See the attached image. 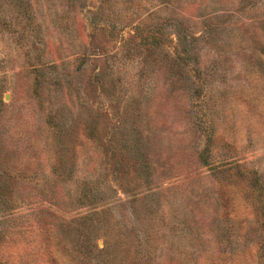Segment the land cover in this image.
I'll use <instances>...</instances> for the list:
<instances>
[{
	"label": "rangeland",
	"instance_id": "rangeland-1",
	"mask_svg": "<svg viewBox=\"0 0 264 264\" xmlns=\"http://www.w3.org/2000/svg\"><path fill=\"white\" fill-rule=\"evenodd\" d=\"M0 264H264V0H0Z\"/></svg>",
	"mask_w": 264,
	"mask_h": 264
},
{
	"label": "trees",
	"instance_id": "trees-1",
	"mask_svg": "<svg viewBox=\"0 0 264 264\" xmlns=\"http://www.w3.org/2000/svg\"><path fill=\"white\" fill-rule=\"evenodd\" d=\"M204 154H205V151L202 153V156H201L203 159H204Z\"/></svg>",
	"mask_w": 264,
	"mask_h": 264
}]
</instances>
